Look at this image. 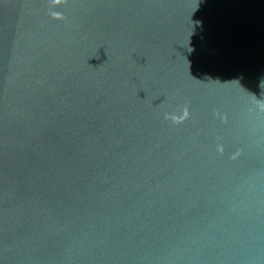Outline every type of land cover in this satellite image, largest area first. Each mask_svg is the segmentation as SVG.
Returning a JSON list of instances; mask_svg holds the SVG:
<instances>
[{"label": "water", "instance_id": "1", "mask_svg": "<svg viewBox=\"0 0 264 264\" xmlns=\"http://www.w3.org/2000/svg\"><path fill=\"white\" fill-rule=\"evenodd\" d=\"M0 264H264V0H0Z\"/></svg>", "mask_w": 264, "mask_h": 264}]
</instances>
